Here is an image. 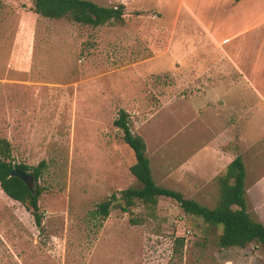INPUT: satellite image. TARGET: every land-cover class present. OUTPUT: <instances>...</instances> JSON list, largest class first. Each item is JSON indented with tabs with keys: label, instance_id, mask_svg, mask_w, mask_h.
I'll return each mask as SVG.
<instances>
[{
	"label": "rangeland",
	"instance_id": "374dc122",
	"mask_svg": "<svg viewBox=\"0 0 264 264\" xmlns=\"http://www.w3.org/2000/svg\"><path fill=\"white\" fill-rule=\"evenodd\" d=\"M95 1L123 3L125 23L49 19L31 0H0V136L16 162H45L35 181L44 189L41 229L0 186V264H264L263 246L220 247V228L171 198L128 211L115 201L106 219L98 212L111 194L140 186L129 169L134 153L114 126L124 109L157 183L209 207L218 176L241 154L249 210L264 223V95L257 102L251 92V83L264 90V57L254 65L258 80L251 64L239 65L250 79L226 80L225 90L205 79L220 68L236 74L213 39L241 28L235 18L226 28L231 2ZM197 153L187 180L170 175Z\"/></svg>",
	"mask_w": 264,
	"mask_h": 264
},
{
	"label": "trees",
	"instance_id": "16d2710c",
	"mask_svg": "<svg viewBox=\"0 0 264 264\" xmlns=\"http://www.w3.org/2000/svg\"><path fill=\"white\" fill-rule=\"evenodd\" d=\"M239 1V0H235ZM32 10L49 19L66 18L73 22L93 27L107 24H124L126 6L123 3L105 6L95 0H31ZM114 126L121 130L123 141L132 149L135 162L129 169L140 186H130L113 193L98 205V212L106 219L115 201L128 211L138 201L156 207L162 197L175 200L187 215L198 216L207 224L220 228L218 245L222 248H244L252 243L264 247V223L256 219L249 210L247 166L241 154L236 155L218 176V198L214 207H209L194 198L186 197L182 191L160 185L156 182L147 142L143 136L134 133L129 114L119 110ZM16 168L33 174L36 181L42 175L45 162L29 165L16 162L12 155L11 142L0 136V186L11 199L20 202L34 218L38 228L43 226L44 210L41 205L43 187L32 190L21 178L12 175ZM180 244L184 238L178 239Z\"/></svg>",
	"mask_w": 264,
	"mask_h": 264
},
{
	"label": "crops",
	"instance_id": "0c3cea01",
	"mask_svg": "<svg viewBox=\"0 0 264 264\" xmlns=\"http://www.w3.org/2000/svg\"><path fill=\"white\" fill-rule=\"evenodd\" d=\"M229 3L230 6L225 7L227 11L225 14L226 28L230 30V28L232 27L233 24L231 22L233 21L232 18L236 19L235 21H237V23L241 25V28H239V30H237L232 34H228L220 38L219 40L216 37H214V35L212 36V38L214 37L213 39L215 42L214 43L215 46L221 49L222 57L228 60L230 64H232L231 70L236 71V74H232V76H230L229 75L230 73L228 71L229 67L224 69L220 68L218 69L219 71L217 72H211V71L207 72L203 70L205 72L206 80L210 79L213 81L215 80L219 81V82H213V84L214 83L216 84L215 86H213L212 83L210 84V86H212L213 88L214 87L221 88L222 86H224L222 87L224 88V90L227 89L228 87L226 80L235 79L239 77L243 81L245 80L246 82V80L250 79L248 75L241 70V67H239L240 64L241 65L251 64L253 67L252 78L258 80L259 77L261 76L257 74V71H255L254 65L255 64L257 65V63L258 65L260 64V61H258V59L261 58L260 56L264 57V0H239L235 2L233 0H229ZM225 25L223 26L225 27ZM251 47H253L252 49H255L254 58L249 56L248 54L250 51L246 50V49H251ZM227 52H229L230 54L227 55L226 54ZM192 68H196V67L191 66L190 71ZM196 69L198 71V67ZM192 72H194V70L191 71V73ZM258 85L255 83H251L252 86L251 92L255 98V101L257 100V102L260 100V96L264 95V90L262 91L260 89V84ZM262 86L264 87V84ZM198 156L199 153H197V156L195 155V158L192 157L188 159V157L185 156L184 159H181L184 162H182V164L178 168L173 169L170 175L177 176L178 178L187 180V178L190 177V167L192 166V161L194 159L197 160ZM169 171H170L169 168L165 170L166 175L169 174ZM184 175H186L187 177H184ZM153 176L155 178L154 172H153ZM195 177H197V175Z\"/></svg>",
	"mask_w": 264,
	"mask_h": 264
},
{
	"label": "water",
	"instance_id": "95a60500",
	"mask_svg": "<svg viewBox=\"0 0 264 264\" xmlns=\"http://www.w3.org/2000/svg\"><path fill=\"white\" fill-rule=\"evenodd\" d=\"M12 175L17 176L19 178H21L24 182L27 183V185L30 187V189L34 190L36 189V178L33 174H29V173H25L19 169L14 168L12 170Z\"/></svg>",
	"mask_w": 264,
	"mask_h": 264
}]
</instances>
